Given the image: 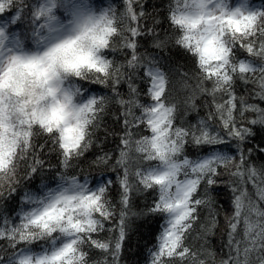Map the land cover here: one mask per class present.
<instances>
[{
	"label": "snow or ice",
	"instance_id": "snow-or-ice-1",
	"mask_svg": "<svg viewBox=\"0 0 264 264\" xmlns=\"http://www.w3.org/2000/svg\"><path fill=\"white\" fill-rule=\"evenodd\" d=\"M10 3L0 0V13ZM145 3L122 0V10H103L96 42L103 57L87 64L96 77L80 80L108 91L86 97L84 88L73 85L82 101L75 123L66 120L60 126L41 119L34 127L29 121L20 145L6 144L0 133V196L46 163L63 169L69 184L18 226L0 228V240L13 247L57 231L71 237L51 255L21 256L17 264H121L130 216L152 214L164 217V223L149 252L150 264H264V164L253 163L255 149L245 147L256 135L253 126L264 129V107L250 102H264V9L229 8V0H169L149 12ZM44 11L41 7L35 15ZM161 11L174 35L165 32L161 38L157 31ZM145 38H151L153 49L173 45L193 58L194 71L180 73L189 91L183 100L174 95L163 58L140 51ZM75 73L81 77L79 69ZM238 86L247 95L239 94ZM197 97L211 101L198 106ZM200 107L206 114L189 121ZM249 113L254 118L248 119ZM111 140L115 146L106 150ZM52 154L56 165L45 159ZM85 164L105 179H90L93 173L84 171ZM72 169L79 174L68 175ZM221 186L230 191L232 208L223 217L216 193ZM148 192L154 194L152 203L132 211L133 197ZM50 207L61 210L59 217L41 219ZM221 219L223 255L217 260L211 238ZM102 233L109 235L101 238ZM95 250L101 255L93 260Z\"/></svg>",
	"mask_w": 264,
	"mask_h": 264
},
{
	"label": "trees",
	"instance_id": "trees-1",
	"mask_svg": "<svg viewBox=\"0 0 264 264\" xmlns=\"http://www.w3.org/2000/svg\"><path fill=\"white\" fill-rule=\"evenodd\" d=\"M74 0H61L59 7L56 8V15L64 17L70 10H72V2ZM91 6L95 7L96 11H101L112 6L118 10H122V0H87ZM238 0H229V7H233ZM169 0H146L145 9L149 12L152 9H163ZM252 4H258L256 9H264V0H250ZM42 0H11V3L5 9L3 13H0V20H9L8 32L18 31L21 40L29 50H34L35 44L33 40L40 33L41 25L43 21L46 22L47 17L37 18L35 12L41 8ZM62 9V10H61ZM255 9V10H256ZM161 24L158 26L157 31L160 33L161 38L164 37L165 32L171 33L169 24L164 16V11L160 12ZM143 47L140 51H149L158 53L159 57H162L161 65L165 72L169 73L172 84L174 86V95L177 100H183L188 94V88L184 86V82L180 79L181 72L192 73L194 71L193 58L186 53L183 49L177 48L173 45H169L166 51H159L151 47V38H145L141 40ZM117 59L121 57L116 54ZM190 86H194V81H189ZM78 85L86 90V97L91 94H104L108 90L99 84H89L86 81H82L79 78L75 79L74 84L69 86ZM121 91H127L126 86H121ZM237 91L239 94L247 95L244 88L238 86ZM211 101L210 97H197V105H202L205 100ZM253 103H259L261 107H264V102L259 100H250ZM206 110L200 107L198 112H191L188 115V120L195 123L197 116H204ZM248 119L254 118V114L249 113ZM108 122L111 123L110 118ZM256 133L254 138H250L245 147L255 149L252 153L251 161L257 165L264 164V153L259 151L260 147H264V129L259 126H253ZM40 142H43L42 140ZM115 146V141L111 140L105 145V149H112ZM189 154L193 152V149L189 147ZM93 153H89V158ZM46 161H49L51 165L57 164V158L54 154L45 156ZM30 162V161H29ZM24 164L21 163L20 168L23 169ZM85 172L91 171L93 176L90 179H94L96 182L105 177L96 176L97 169H89L85 164L83 166ZM79 174V169L69 170L68 175ZM63 169L49 168V163L44 165V168L34 172L31 176L22 179L15 187L14 191L7 192L0 196V228L9 230L12 227L18 226L22 220L25 219L28 213L33 212L36 208L40 207L47 199L49 193L61 184L68 183L65 180ZM115 179V174H111ZM83 177H81V180ZM225 180L228 177H224ZM116 189L113 188V195L115 196ZM217 200L221 206V217L225 213H231L232 208L230 204L231 193L227 187L221 186L217 188ZM154 194L151 192L136 195L133 197L132 211L141 212L146 210V207L152 203ZM118 200V197H117ZM164 223V217L159 214L141 215L129 218L128 238L124 243L123 251L121 253V264H150V250L154 249L158 243V237L162 231V225ZM108 225L107 227H111ZM224 229V222L221 219L220 229L216 235L211 238V244L217 251L216 259L219 260L222 257V253L219 250L218 244L220 240L221 232ZM109 235L108 233H102L101 238ZM71 239V237L59 233L57 231L53 234V237L42 238L38 241H34L27 244H17L14 247L9 246L6 240H0V264H17V256L23 250H30L32 253L51 252L55 248L60 247L64 242ZM91 258L93 260L100 258L98 250L91 252Z\"/></svg>",
	"mask_w": 264,
	"mask_h": 264
},
{
	"label": "clouds",
	"instance_id": "clouds-1",
	"mask_svg": "<svg viewBox=\"0 0 264 264\" xmlns=\"http://www.w3.org/2000/svg\"><path fill=\"white\" fill-rule=\"evenodd\" d=\"M60 2L52 0L44 7L46 11L36 17H47L54 23L53 12ZM75 3L80 8L75 15H69L71 27L67 32L42 51L14 52L0 61V133L6 144H22V133L29 121L34 127L41 119L60 126L66 120L75 123L76 106L82 102L76 88L69 86L78 78L75 70L81 71L79 79L95 78L96 72L89 71L87 64L95 57H103L104 52L96 47L104 26L103 10L96 11L85 0ZM60 212L50 207L41 219H55Z\"/></svg>",
	"mask_w": 264,
	"mask_h": 264
},
{
	"label": "rangeland",
	"instance_id": "rangeland-1",
	"mask_svg": "<svg viewBox=\"0 0 264 264\" xmlns=\"http://www.w3.org/2000/svg\"><path fill=\"white\" fill-rule=\"evenodd\" d=\"M51 2L52 0H42L41 7L44 8L47 5H49ZM72 3L74 9L70 10L69 13H67L64 17L57 16L56 8H55L53 12V15L56 17L54 23L50 22L48 19H46V22L43 21V24L41 25V28L43 29H41L40 33L33 40L35 44L34 50H29L24 45L18 31H11V32L7 31L9 28V21L6 20L0 21V61H2L7 55L14 52L23 53L30 51H37V52L42 51L54 39L58 38L60 35H63L65 32H67L71 27V21L69 20V15H75L78 9L80 8V5L76 4L75 0ZM85 3L90 5V3L87 0H85ZM257 6L258 4H252L250 0H238L233 7H229V8L240 7L245 11H253L256 9ZM101 180L102 178H100L97 182ZM68 187L69 184L65 183V184H61L59 187L52 190L49 193L47 199L43 202V204L40 207L36 208L35 210H39L45 203L49 202L57 193L63 191L65 188ZM44 253L45 252L32 253L29 250H23L18 254L17 260H19L21 256L31 255L33 256V258H35L36 256Z\"/></svg>",
	"mask_w": 264,
	"mask_h": 264
}]
</instances>
